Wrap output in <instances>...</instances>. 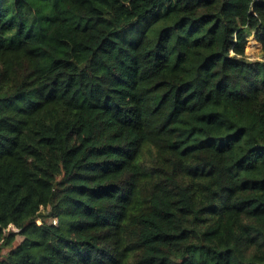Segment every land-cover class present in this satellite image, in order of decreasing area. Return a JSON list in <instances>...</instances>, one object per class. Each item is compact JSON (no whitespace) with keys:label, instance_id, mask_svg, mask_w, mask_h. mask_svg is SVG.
Instances as JSON below:
<instances>
[{"label":"trees","instance_id":"1","mask_svg":"<svg viewBox=\"0 0 264 264\" xmlns=\"http://www.w3.org/2000/svg\"><path fill=\"white\" fill-rule=\"evenodd\" d=\"M0 264H264V0H0Z\"/></svg>","mask_w":264,"mask_h":264},{"label":"rangeland","instance_id":"2","mask_svg":"<svg viewBox=\"0 0 264 264\" xmlns=\"http://www.w3.org/2000/svg\"><path fill=\"white\" fill-rule=\"evenodd\" d=\"M260 48H261L260 44L257 43L254 40V38L250 37L249 42L246 46L245 54L252 61L260 60L261 58ZM11 229L12 231H16L14 228H11ZM20 241H21V238L17 236L15 238L14 245H17Z\"/></svg>","mask_w":264,"mask_h":264}]
</instances>
